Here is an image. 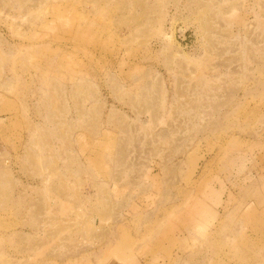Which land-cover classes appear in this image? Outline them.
Listing matches in <instances>:
<instances>
[{
  "label": "rangeland",
  "instance_id": "374dc122",
  "mask_svg": "<svg viewBox=\"0 0 264 264\" xmlns=\"http://www.w3.org/2000/svg\"><path fill=\"white\" fill-rule=\"evenodd\" d=\"M0 264H264V0H0Z\"/></svg>",
  "mask_w": 264,
  "mask_h": 264
}]
</instances>
